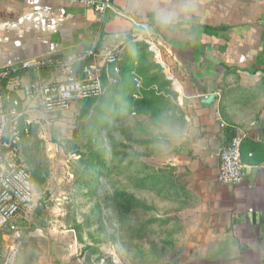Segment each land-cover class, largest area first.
<instances>
[{
	"label": "crops",
	"instance_id": "obj_1",
	"mask_svg": "<svg viewBox=\"0 0 264 264\" xmlns=\"http://www.w3.org/2000/svg\"><path fill=\"white\" fill-rule=\"evenodd\" d=\"M96 40L121 57L103 96L123 94L134 116L161 120L160 181L174 174L182 201L157 225L173 228L182 264H264V0H114L104 22L71 0H0V84L25 61L47 67L9 79L0 103L62 80L59 63ZM237 137L247 177L221 185L219 155Z\"/></svg>",
	"mask_w": 264,
	"mask_h": 264
},
{
	"label": "rangeland",
	"instance_id": "obj_2",
	"mask_svg": "<svg viewBox=\"0 0 264 264\" xmlns=\"http://www.w3.org/2000/svg\"><path fill=\"white\" fill-rule=\"evenodd\" d=\"M131 103L103 96L55 122L21 119L37 207L17 233L1 232L0 264H182L173 228L157 225L174 217L182 185L169 173L159 181L161 120L134 116Z\"/></svg>",
	"mask_w": 264,
	"mask_h": 264
},
{
	"label": "built area",
	"instance_id": "obj_3",
	"mask_svg": "<svg viewBox=\"0 0 264 264\" xmlns=\"http://www.w3.org/2000/svg\"><path fill=\"white\" fill-rule=\"evenodd\" d=\"M94 11L102 22L112 10L114 0H71ZM135 40L151 43L149 34L135 33ZM153 40V39H152ZM154 41V40H153ZM150 48L158 52V48ZM159 44V43H158ZM120 53L117 50L100 53L96 40L90 49L76 53L59 63L62 80L52 83L34 82L21 87V96L7 95L0 103V232L18 231L15 222L35 212L37 204L32 176L22 151L27 130L20 127L21 119L42 113L55 122L63 117L77 101L97 99L104 95V78L109 71L120 73ZM46 62L25 61L5 71L4 77L21 70L38 72ZM81 65L80 74L76 66ZM117 83L116 80L112 81ZM137 89L139 79L134 80ZM137 98V95H134ZM242 138H234L220 152L217 182L225 186H240L247 177L242 158Z\"/></svg>",
	"mask_w": 264,
	"mask_h": 264
},
{
	"label": "trees",
	"instance_id": "obj_4",
	"mask_svg": "<svg viewBox=\"0 0 264 264\" xmlns=\"http://www.w3.org/2000/svg\"><path fill=\"white\" fill-rule=\"evenodd\" d=\"M47 67H44V68H42L40 71H41V73H43L44 71H47V69H46ZM76 74L77 75H79L80 74V71H81V65H77L76 66ZM28 71H31V72H33L34 73V71H36L35 69H31V70H21V71H18L17 73H11V74H9L7 77H6V79H3L2 81H1V84H0V87H1V93L4 95L5 93V91H6V87H7V84H8V81H9V79H11V78H13V77H15V76H18V75H20V74H23V73H25V72H28ZM104 86H105V82H104ZM129 87H125V89H123V90H129L128 89ZM14 95V94H13ZM15 96V95H14ZM103 97V96H102ZM101 98V97H100ZM131 102V101H130ZM131 106H132V108H135V105H133V103H131ZM122 116H124V115H122ZM23 143H24V140H23ZM23 143H22V151H23ZM23 155H24V153H23ZM25 157V156H24ZM26 160V159H25ZM26 163H27V161H26ZM27 166H28V164H27ZM31 173V172H30ZM31 176H32V183H33V186H34V190H35V184H36V182H34V177H33V175H32V173H31ZM160 181V180H159ZM161 182V181H160ZM161 183H164V182H161ZM152 225H153V223H152ZM0 234H1V232H0Z\"/></svg>",
	"mask_w": 264,
	"mask_h": 264
},
{
	"label": "bare ground",
	"instance_id": "obj_5",
	"mask_svg": "<svg viewBox=\"0 0 264 264\" xmlns=\"http://www.w3.org/2000/svg\"><path fill=\"white\" fill-rule=\"evenodd\" d=\"M14 253V252H13ZM12 257H14V256H12ZM10 259H12V258H10ZM10 264H13V260L11 261V263Z\"/></svg>",
	"mask_w": 264,
	"mask_h": 264
}]
</instances>
